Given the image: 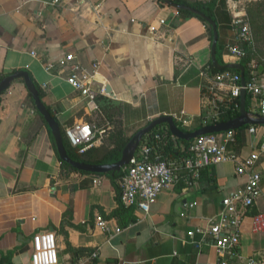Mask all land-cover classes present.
I'll return each mask as SVG.
<instances>
[{
	"label": "crops",
	"instance_id": "crops-1",
	"mask_svg": "<svg viewBox=\"0 0 264 264\" xmlns=\"http://www.w3.org/2000/svg\"><path fill=\"white\" fill-rule=\"evenodd\" d=\"M51 1L0 0V73L27 71L44 91L41 101L53 109L63 127L94 116L86 112V100L66 82L67 70L54 67L49 72L41 63V59L56 62L68 52L83 66L99 62L95 86L108 85L113 96H105L121 102L127 136L157 116L180 111L190 120L184 131H191L213 111V96L203 89L212 39L202 20L177 13L158 0ZM242 2L215 0L225 63H240L225 53V45L233 39V14H246ZM252 53L248 63L264 81V44L255 39ZM24 85L14 79L0 94V251L15 249L13 264H30L31 237L41 229L54 232L58 258L66 264H221L204 217L218 215L221 199L244 186L246 177L235 173L233 163L203 167L189 183L179 177L158 194L147 214L127 207L135 219L124 223L126 213L110 215L119 206L110 178L61 167ZM224 94L220 91L219 98ZM255 101L250 94L247 111L255 112ZM256 126L257 134L246 128L238 151L231 142L228 148L247 155L264 130V125ZM103 137L104 133L90 147L100 145ZM174 144L175 153H165L183 155L184 145L175 140ZM256 170L261 194L245 210L239 249L264 264V230H253V216L264 211V152ZM97 214L120 232L99 228ZM195 227L203 232L189 236L188 230Z\"/></svg>",
	"mask_w": 264,
	"mask_h": 264
},
{
	"label": "built area",
	"instance_id": "built-area-1",
	"mask_svg": "<svg viewBox=\"0 0 264 264\" xmlns=\"http://www.w3.org/2000/svg\"><path fill=\"white\" fill-rule=\"evenodd\" d=\"M84 1L80 0V2ZM51 2L56 3L57 0ZM231 26L233 39L225 45V53L240 59L247 50L254 49L255 38L246 14H233ZM32 54L35 56L34 52ZM41 63L49 72L54 67L67 70L65 80L86 100V112L90 114L99 110L96 98L99 94L106 95L107 93L103 85L95 86L98 61H92L89 66H83L75 61L72 52H68L56 62L41 59ZM248 67L250 76L245 80L244 85L240 83L239 72L230 69H224L208 76L209 92L213 96L210 100L213 111L202 117L203 124H206L207 119H216L218 113L223 110V105H226V100L218 96L223 90L231 97H239L241 89L244 88L256 99L254 111L264 114V81L256 76L253 63H248ZM171 117L181 126L190 125V120L185 117L184 111L173 113ZM247 130L250 134H257L258 126H249ZM103 132L104 127H96L83 119L67 125L64 131L70 145L77 148L79 152L87 150ZM171 137L174 138L172 134ZM166 142L165 135L156 133L151 135V139L146 137L138 145L128 164L122 168L118 179L120 203L125 207H134L147 214L158 194L170 188L179 177L189 183L199 177L203 167L231 162L235 173L246 177L244 186L232 195L221 199L222 208L218 215L204 217L208 225L206 232L216 249L221 264H226L229 260L233 261V264H259L253 257L243 255L239 247L245 210L261 194V175L256 170V164L260 154L264 152V130L259 133L258 143L247 155L228 148L229 142L233 144L235 142L232 130L196 136L188 146L186 154L181 157L163 155L161 149ZM93 182L97 183L98 180L94 179ZM95 224L103 231L110 233H118L121 230L119 227L111 228L108 220L100 214L95 216ZM253 230H264V211L253 216ZM197 232H203V230L195 227L187 233L192 236ZM31 247L30 264H66L58 258L55 234L50 229H41L33 233ZM91 255L94 257L97 252L93 251Z\"/></svg>",
	"mask_w": 264,
	"mask_h": 264
},
{
	"label": "trees",
	"instance_id": "trees-1",
	"mask_svg": "<svg viewBox=\"0 0 264 264\" xmlns=\"http://www.w3.org/2000/svg\"><path fill=\"white\" fill-rule=\"evenodd\" d=\"M158 1L162 5H165V3L162 0H158ZM171 1H173L175 3H179V4L189 5L193 8H195L196 10H199L204 15L213 19L216 22L215 9L217 7L215 4V0H171ZM175 11L177 13L184 14L187 16H195V17L199 18L200 20H202L206 25H208L209 33H210L209 37H210V40L212 39V28L206 22V20L204 18H202L198 14L191 12V11H188V10L175 9ZM246 16L248 17V19L250 21V25L252 27L253 34L256 37L255 39L258 40L259 44L260 43L264 44V0H249L248 3L246 4ZM252 52H253V50H247L246 54L242 58H240V63L245 68L244 69V77L246 80L250 76V68L248 67V62L252 58V54H253ZM221 54H222V46L219 42V37H218L217 46H216V58L220 64L224 65L225 62L222 60ZM224 69H230V70L239 72L238 70L231 69V68L217 69L213 66V64L210 61L208 62V65L206 67H204L203 72L205 73V76L206 75L212 76L213 74H215L221 70H224ZM16 70H22V69H15L12 72H14ZM23 71H25V70H23ZM176 73L177 72L175 71V75H176ZM6 75H8V74L7 73H0V80ZM28 75L30 76V78H31V80H32V82H33V84H34V86H35V88L39 94V97L42 100V97L44 94L43 89L34 81V79L31 77V75L29 73H28ZM19 80L22 81L21 79H19ZM209 86L210 85H209L207 80L203 82V89L209 90ZM24 87H25V85H24ZM26 94L29 97V99L31 100V103H32L33 107L35 108L36 113L39 115L42 122L46 125L48 132H49V135H50V138H51L53 148L56 152L54 139H53V136L51 134V131H50L47 123L45 122L43 116L36 109L34 101L32 99V96L27 90H26ZM250 94L251 93L247 92L246 108L248 105V98L250 97ZM224 100H226V105L225 106L223 105V108H222L223 110L218 113L216 119H213V118L207 119L206 124L216 123L219 121H226L228 119L234 118L235 116H237L239 114V97H231L229 94H224ZM96 101H97V105L99 108V112L95 111L93 113L94 114L93 117H95V119H97V122H99V123L100 122L105 123V121H108V124L110 127L107 128V125H106V127H104V132H103L104 137H103L102 143L100 145L90 147L83 152H79L77 150V148L70 145V143L66 139L65 133H64L65 127L67 125L63 127L58 122L53 109L50 106L46 105L44 102H43V104L49 110V112L53 116V118L58 122L59 127H60V131H61V135H62V139H63V144H64L66 152L70 158H72L73 160L82 161V162H86V163H112V162L117 161L120 158L121 150L124 147V145L127 143V141L129 140L131 135L130 136L125 135L123 127H122V121L120 118L122 104L120 101L112 99V98L107 97L105 95H101V94H99L97 96ZM235 106H237V107H235ZM88 119L91 120L93 118H91L90 116H86L85 120L89 121ZM174 121L180 129L187 130L185 127H182L180 124H178L176 120H174ZM201 125H202V123H199L193 129L198 128ZM103 126H105V124ZM249 126H256V125L246 124V125H243V126L237 128L235 130H232L234 133V136H235L234 148L236 151H238V149L243 144L244 137H245L244 132H245L246 128H248ZM156 133H158L160 135H165L167 138V142L165 143V145L161 149L162 154L165 156H168L165 153L166 150L171 155H173L175 153L176 147L174 144V140L177 141L178 143H181L184 145V154L183 155L186 154V150L193 140V139L192 140H183V139H178L175 137L172 138L171 133H170L167 125H158V126L154 127L149 133L145 134V136L142 137L141 141L144 140V138H146V137H149L151 139V135H154ZM183 155H181V156H183ZM181 156H179V157H181ZM168 157H172V156L169 155ZM59 160H60V158H59ZM60 164H61L62 168L80 171V170L73 168L71 165H69L68 163H66L62 160H60ZM80 172H84V171H80ZM86 173H92V172H86ZM120 173H121V170L115 171V172H113V174H111V171L104 172V173H93V174L105 175L108 178H110V180H111V182H112V184L116 190V198H117V201L119 203V206L116 209H114L113 211H111L110 215L111 216H124L123 214L126 213L128 215V217L125 218L124 223H127L128 221H133L135 219V217H133L131 215V213H130L131 209L123 206L120 203V200H119L120 188H119V183H118ZM14 251H15V249H8L5 252L0 251V264H13L11 261V258L14 254Z\"/></svg>",
	"mask_w": 264,
	"mask_h": 264
},
{
	"label": "water",
	"instance_id": "water-1",
	"mask_svg": "<svg viewBox=\"0 0 264 264\" xmlns=\"http://www.w3.org/2000/svg\"><path fill=\"white\" fill-rule=\"evenodd\" d=\"M162 1L165 4L175 9H183V10L194 12L206 20V22L212 28V40H211V51H210L211 63L217 69L231 68V69L238 70L240 74V83L241 85H244L246 79L244 77V66L242 64L225 63L224 65H222L217 61L216 46H217V41H218V30H217V25L215 21L207 17L206 15H204L199 10H196L195 8L189 5L175 3L171 0H162ZM14 79H22V81L24 82L26 86L27 91L31 94L36 109L43 116L45 122L47 123L51 131V134L53 136L54 143H55L56 152L60 160L68 163L73 168L80 170V171H84V172L104 173V172L111 171V173L113 174V172L119 171L122 166L128 164L130 158L133 156L137 146L139 145L142 137L145 134L149 133L154 127L160 124H163V123L167 124L170 133L174 137L183 139V140H191V139H194L198 135L206 134V133H219V132H223L227 130H234L245 124L264 125V114H259L256 112H251V111L246 110L245 100H246L247 91L244 88H242L239 94V114L235 116L234 118L228 119L226 121H219L216 123L204 124L191 131H184L177 126V124L175 123L171 115H160L154 118L153 120H151L145 126L138 129L129 138L127 143L122 148L120 158L117 161L112 162V163H86L82 161L73 160L67 154L66 149L63 144V139H62L59 124L53 118L49 110L46 108V106L41 101L39 94L30 76L28 75L26 71L17 70V71H14L4 76L0 80V94L9 87V85ZM105 92L109 94L110 96H113V93L111 92V89L108 85L105 87Z\"/></svg>",
	"mask_w": 264,
	"mask_h": 264
},
{
	"label": "rangeland",
	"instance_id": "rangeland-1",
	"mask_svg": "<svg viewBox=\"0 0 264 264\" xmlns=\"http://www.w3.org/2000/svg\"><path fill=\"white\" fill-rule=\"evenodd\" d=\"M248 1L249 0H243V2H242V4H241V6H244V8L246 9V4L248 3ZM248 18V17H247ZM248 21H249V19H248ZM249 23H250V21H249ZM89 121V123L91 124V125H96V126H101V127H106V121H105V123H102V122H97V119H95V117H93V119H88ZM105 124V126H103ZM191 127V126H190Z\"/></svg>",
	"mask_w": 264,
	"mask_h": 264
}]
</instances>
